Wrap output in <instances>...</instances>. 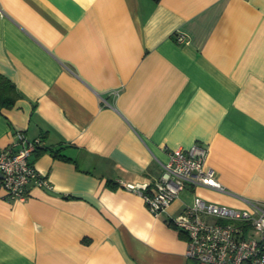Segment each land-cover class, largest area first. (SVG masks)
Segmentation results:
<instances>
[{"label": "crops", "instance_id": "1", "mask_svg": "<svg viewBox=\"0 0 264 264\" xmlns=\"http://www.w3.org/2000/svg\"><path fill=\"white\" fill-rule=\"evenodd\" d=\"M0 74V148L40 138L53 184L0 198V264H188L171 218L195 194L264 201V0H0ZM193 143L224 191L154 215L123 186Z\"/></svg>", "mask_w": 264, "mask_h": 264}, {"label": "built area", "instance_id": "2", "mask_svg": "<svg viewBox=\"0 0 264 264\" xmlns=\"http://www.w3.org/2000/svg\"><path fill=\"white\" fill-rule=\"evenodd\" d=\"M177 41L185 36L177 33ZM117 94V92H115ZM43 145L22 132L0 148V198L23 200L31 187L53 190L51 180L34 167L29 155ZM207 149L193 143L169 151L159 175L151 183H124L139 192L154 215H161L180 197L186 185L224 191L213 169L205 166ZM246 208L208 201L195 194L181 212L171 218L186 235L185 255L198 264H264V201L247 200Z\"/></svg>", "mask_w": 264, "mask_h": 264}, {"label": "trees", "instance_id": "3", "mask_svg": "<svg viewBox=\"0 0 264 264\" xmlns=\"http://www.w3.org/2000/svg\"><path fill=\"white\" fill-rule=\"evenodd\" d=\"M157 2L159 0H153ZM18 93L16 91L15 85L5 76L0 74V108L6 107L9 108L13 106ZM54 155L59 156L60 154L57 151H52ZM188 264H198L197 261L191 260Z\"/></svg>", "mask_w": 264, "mask_h": 264}]
</instances>
